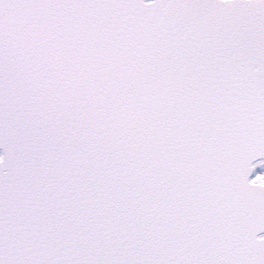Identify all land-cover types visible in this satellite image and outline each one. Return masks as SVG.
<instances>
[{"label":"snow or ice","instance_id":"snow-or-ice-1","mask_svg":"<svg viewBox=\"0 0 264 264\" xmlns=\"http://www.w3.org/2000/svg\"><path fill=\"white\" fill-rule=\"evenodd\" d=\"M0 264H264V0H0Z\"/></svg>","mask_w":264,"mask_h":264}]
</instances>
